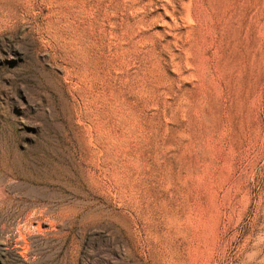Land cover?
I'll return each instance as SVG.
<instances>
[{"label": "rangeland", "instance_id": "1", "mask_svg": "<svg viewBox=\"0 0 264 264\" xmlns=\"http://www.w3.org/2000/svg\"><path fill=\"white\" fill-rule=\"evenodd\" d=\"M0 264H264V0H0Z\"/></svg>", "mask_w": 264, "mask_h": 264}]
</instances>
